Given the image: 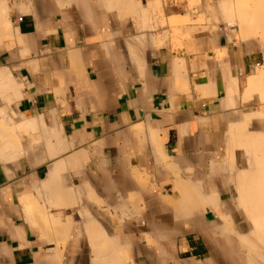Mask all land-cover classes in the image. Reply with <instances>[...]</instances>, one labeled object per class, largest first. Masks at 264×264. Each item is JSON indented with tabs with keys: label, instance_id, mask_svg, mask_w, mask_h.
Listing matches in <instances>:
<instances>
[{
	"label": "crops",
	"instance_id": "crops-1",
	"mask_svg": "<svg viewBox=\"0 0 264 264\" xmlns=\"http://www.w3.org/2000/svg\"><path fill=\"white\" fill-rule=\"evenodd\" d=\"M226 4L0 0V264H252L264 49Z\"/></svg>",
	"mask_w": 264,
	"mask_h": 264
},
{
	"label": "bare ground",
	"instance_id": "bare-ground-1",
	"mask_svg": "<svg viewBox=\"0 0 264 264\" xmlns=\"http://www.w3.org/2000/svg\"><path fill=\"white\" fill-rule=\"evenodd\" d=\"M224 10L228 14L226 15L225 18H227L230 21V24H233L234 21L236 20L239 22L240 28L242 30V34L243 36L246 37L245 39H247L248 36L249 37H253L256 35L261 36L262 37L261 42L263 43L262 47L264 49V0H236L235 6H232V4H226ZM228 20L227 22H229ZM248 88L250 90L247 91L253 90L252 93L256 92L255 90L258 89L257 92L258 93L260 92L259 94L261 100L264 101V71L259 72L258 76L255 79H253L252 82H250ZM250 94L251 92H247V95L245 96L247 98L249 96L250 98L251 96ZM251 114L253 115L254 113ZM258 114L259 113H257L256 115ZM259 115L258 117L264 118V112L263 113L261 112ZM247 116L250 115L247 114L245 116L247 118L246 122L245 121L241 123L237 122L240 123L238 125H241L240 128L239 126L237 127L243 133L242 134L235 133L234 132L235 128H234L231 135H229V141L231 140L233 142L238 141L237 146L241 147L252 159V160L250 159L248 169L242 171L240 170V172H242L241 174L242 176L239 178V181L237 180L238 187H239V183L241 185L237 190L239 192L237 199L239 200L238 204H240L239 206H241L244 209L246 215L249 217V222H250L249 225L250 234L242 238L243 239L242 245L247 248L254 249L258 247L263 249V251L260 250L257 252L252 251L249 257L252 264H255V262L257 264H264V131L250 132L247 129H245L246 126L244 125H247L250 122L249 120H251ZM250 117H255V115ZM233 136L235 138H237L238 136L237 141L233 138ZM233 142L232 145H234ZM228 145L231 146L230 144ZM232 149L233 147H231L229 150L230 154L228 152L229 154L228 156H230V159H228L229 157L226 159L227 165L231 166L230 168H232V166L235 165L229 163V160L230 162H233L232 161L233 159L231 158ZM232 156L234 157V155ZM235 168L232 169L236 171L238 167L236 169ZM230 173L232 172L230 171ZM227 176H226L227 182H229L230 179H233L231 177H234V175L231 177H229L230 176L229 175L228 176L229 178Z\"/></svg>",
	"mask_w": 264,
	"mask_h": 264
},
{
	"label": "rangeland",
	"instance_id": "rangeland-1",
	"mask_svg": "<svg viewBox=\"0 0 264 264\" xmlns=\"http://www.w3.org/2000/svg\"><path fill=\"white\" fill-rule=\"evenodd\" d=\"M228 1H230V4H232V6H235V4H236V0L234 1V3H233V1L232 0H228ZM234 23H238L239 24V22L236 20V21H234Z\"/></svg>",
	"mask_w": 264,
	"mask_h": 264
}]
</instances>
